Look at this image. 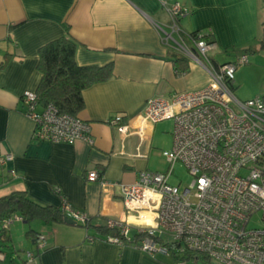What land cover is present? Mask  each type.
<instances>
[{
	"label": "crops",
	"instance_id": "1",
	"mask_svg": "<svg viewBox=\"0 0 264 264\" xmlns=\"http://www.w3.org/2000/svg\"><path fill=\"white\" fill-rule=\"evenodd\" d=\"M175 1L190 8L180 20L186 33L212 36V55L244 47L264 52L259 45L264 0H0V153L14 156L0 169V197L25 191L43 206L61 208L67 202L91 219L89 228L65 218L15 220L8 231L13 251H0V264H173L170 254L153 256L107 240L100 228L108 218H132L119 189L87 180V172L96 169L108 181L133 183L141 171H154L150 155L158 122H142L147 101L207 85L210 75L200 64L188 59L187 69L178 68L179 51L162 40L157 27L170 23L164 4ZM65 34L79 44L80 65H112L110 78L83 91L79 117L90 123L93 144L34 140L35 123L21 99L41 81L40 47ZM243 80V71H236L235 86ZM260 94V89L244 93L248 99ZM116 114L123 116L127 133L108 123ZM25 251L38 258L28 259Z\"/></svg>",
	"mask_w": 264,
	"mask_h": 264
},
{
	"label": "built area",
	"instance_id": "2",
	"mask_svg": "<svg viewBox=\"0 0 264 264\" xmlns=\"http://www.w3.org/2000/svg\"><path fill=\"white\" fill-rule=\"evenodd\" d=\"M164 6L170 23L157 25L162 40L203 66L210 79L200 89L147 101L142 122L174 120L173 146L162 151L169 163L165 172L143 170L133 183L108 181L96 169L87 172V180L119 189L127 216L132 218H108L106 226L119 236L109 235L107 240L124 246L121 237H125L153 256L172 255L173 264H190L198 254L218 264H264V95L238 98L232 89L234 74L249 63V57L244 54L232 62H215V43L205 38L208 33L199 31L195 36L180 25L190 8L180 1ZM21 99L35 123L34 140L94 143L89 122L61 113L54 103L41 105L34 90L24 91ZM108 123L128 131L121 114ZM13 157L0 153V169ZM178 162L193 177L183 189L170 183ZM62 208L76 222L88 225L90 218L84 212L67 202ZM15 220L23 218L15 214L3 226L10 227ZM26 255L30 260L38 258L30 251Z\"/></svg>",
	"mask_w": 264,
	"mask_h": 264
},
{
	"label": "trees",
	"instance_id": "3",
	"mask_svg": "<svg viewBox=\"0 0 264 264\" xmlns=\"http://www.w3.org/2000/svg\"><path fill=\"white\" fill-rule=\"evenodd\" d=\"M198 32L195 31L192 34L196 36ZM205 38L209 41L212 40L209 33ZM78 45V42L72 36L65 34L41 46L38 51V67L42 73L41 81L36 89L39 103L43 106L54 103L61 113H69L74 116H79L84 107L83 91L91 85L105 81L112 76L111 64L103 66L80 65L76 59ZM259 45L260 50H264V22L261 26ZM229 51L233 52L229 54ZM254 53H256V50L252 47L231 48L227 49L224 54L225 56L230 55L231 58L225 57L224 60H218V57L214 55L212 58L217 63H226L235 61L244 54L249 57ZM175 63L178 68L187 69L188 58L183 53L177 52ZM232 89H237L234 83ZM15 214L21 216L27 222H31L36 218L61 221L66 217L62 207L43 206L32 200L25 191H14L11 194L2 196L0 197V240L4 243L10 241L8 236L9 227L5 228L3 226L4 222ZM90 224L91 219L87 226L81 225L89 228ZM100 230L108 235L119 236L118 231L109 229L106 225ZM28 233L35 234V231L29 229ZM141 236L135 239L138 240ZM121 238L124 245H133L131 240L125 237ZM196 257L198 259L203 257L205 262L212 263L204 254H198Z\"/></svg>",
	"mask_w": 264,
	"mask_h": 264
},
{
	"label": "rangeland",
	"instance_id": "4",
	"mask_svg": "<svg viewBox=\"0 0 264 264\" xmlns=\"http://www.w3.org/2000/svg\"><path fill=\"white\" fill-rule=\"evenodd\" d=\"M230 52L233 51H229V54ZM217 57L218 60H224L225 57H230V55L228 56L219 55ZM249 57L251 63L247 65H241L237 69V72L243 71L244 74V80L242 84L238 85L239 83H237L238 85L237 89L234 90L235 95L241 100L248 99L244 95L245 92H250L257 89H260L262 90V92H264V52L254 53L251 54ZM255 58L257 59L256 63L258 64L252 69H249L250 66L255 64L254 63ZM173 130H174L173 119H166L159 121L156 125L155 135L153 140V148H152V153L150 155V161L152 164V169H154V171L165 172L169 167V163L165 158V156H163L162 151L170 150L169 149L170 143H172L173 140V135H172ZM192 179L193 177L189 173L185 164L182 162H178L175 165L174 174L170 178V183L180 185L181 189H183L192 181ZM15 241H16V245L20 244L18 238H16ZM0 251L11 252L13 251V246L12 244L4 243L3 241L0 240ZM24 254H26V251L24 252ZM1 257L4 258V255H1ZM190 264H218V263L214 261L212 263L205 262V259L203 257H199V259H196V261L191 260Z\"/></svg>",
	"mask_w": 264,
	"mask_h": 264
},
{
	"label": "water",
	"instance_id": "5",
	"mask_svg": "<svg viewBox=\"0 0 264 264\" xmlns=\"http://www.w3.org/2000/svg\"><path fill=\"white\" fill-rule=\"evenodd\" d=\"M65 221L68 222V223H70V224H76L77 223L74 219L69 218L68 216L65 217ZM132 234L135 235L136 234V231L133 230L132 231Z\"/></svg>",
	"mask_w": 264,
	"mask_h": 264
}]
</instances>
